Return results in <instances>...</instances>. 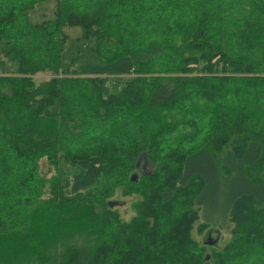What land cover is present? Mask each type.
<instances>
[{
	"label": "trees",
	"instance_id": "trees-1",
	"mask_svg": "<svg viewBox=\"0 0 264 264\" xmlns=\"http://www.w3.org/2000/svg\"><path fill=\"white\" fill-rule=\"evenodd\" d=\"M38 1L0 0V177L46 186L0 225V264H264V0H55L34 21ZM217 198L228 237L197 241Z\"/></svg>",
	"mask_w": 264,
	"mask_h": 264
},
{
	"label": "rangeland",
	"instance_id": "rangeland-1",
	"mask_svg": "<svg viewBox=\"0 0 264 264\" xmlns=\"http://www.w3.org/2000/svg\"><path fill=\"white\" fill-rule=\"evenodd\" d=\"M55 0H40L36 2L32 9L28 11L29 18L31 20L37 21L43 18H48L52 16V11L54 8ZM63 30L71 37L75 36L79 32L78 26H64ZM75 49L74 42L68 40L65 45V51L68 55L69 53H73ZM49 73V72H48ZM48 74L44 73H35L32 76L35 78H45ZM129 77V75H122L118 74L112 78V80L107 81L109 82V90L115 92L119 85ZM29 164V163H28ZM27 165L26 168H28ZM36 173L43 174L44 176H50L53 174L54 168L51 165H48L46 159L42 156L37 158L35 161ZM151 167V163L145 160L142 163L143 170H148ZM40 170V171H38ZM139 169H136L137 172ZM77 171V167L71 166L69 164H63V161H59L57 174L60 179L65 177L69 173H74ZM23 172V171H21ZM25 175L19 173L13 174H3V177H0V225H10V226H19L22 225L27 221V212L33 208L34 202L37 197L46 196V186H44V191L42 186L39 188L36 186L33 177L27 172L24 171ZM135 172V173H136ZM220 180L219 184L216 186V191H229V183L223 182ZM38 191V193H36ZM214 191V190H213ZM206 198L209 199V192L206 194ZM114 199L116 201L112 202L116 203L115 208L119 212V216L123 219H128L133 213L134 210L131 206L132 201L136 198V195L133 193H125L122 186H116L114 191L108 196V199ZM217 206L219 207L216 210L217 219L218 221L212 222L209 218L207 221L209 227H212L209 232L206 231L207 227H204L201 231L193 230V235L197 241H204L206 240V235H210V238H214V242H223L228 237V227L224 220V216L222 215L221 207L222 204L220 203V198H217ZM200 206V205H199ZM201 210V206H200ZM202 211H200V220L202 218ZM205 236V237H204ZM213 242V243H214ZM206 244H211L207 243Z\"/></svg>",
	"mask_w": 264,
	"mask_h": 264
},
{
	"label": "water",
	"instance_id": "water-1",
	"mask_svg": "<svg viewBox=\"0 0 264 264\" xmlns=\"http://www.w3.org/2000/svg\"><path fill=\"white\" fill-rule=\"evenodd\" d=\"M135 178V175L134 174H132L131 176H130V179H134ZM214 238H210V235H206V240H205V242H207V243H213L214 242Z\"/></svg>",
	"mask_w": 264,
	"mask_h": 264
}]
</instances>
